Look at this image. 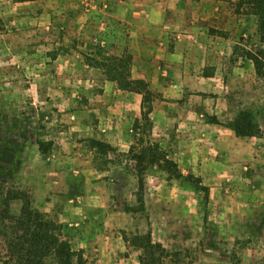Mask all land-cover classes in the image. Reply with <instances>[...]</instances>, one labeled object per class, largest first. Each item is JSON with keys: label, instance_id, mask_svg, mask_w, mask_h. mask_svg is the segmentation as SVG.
<instances>
[{"label": "rangeland", "instance_id": "1", "mask_svg": "<svg viewBox=\"0 0 264 264\" xmlns=\"http://www.w3.org/2000/svg\"><path fill=\"white\" fill-rule=\"evenodd\" d=\"M39 1L24 2L33 8ZM193 1L211 11L199 18L193 11L191 18L228 40L232 52L228 73L214 85L207 80L205 87L221 89L231 113L255 114L262 131L249 139L254 159L241 176L208 188L207 196L204 183L189 181L188 174L169 180L162 166L153 165L145 171L140 201L136 165L121 154L126 152L103 154L89 147L90 138L104 134L94 110L103 103L106 79L89 62L104 53L71 34V14L47 18L54 28L26 32L30 46L22 40L23 31L7 30L0 16V264L5 253L1 202L10 189L27 192L54 229L83 252L86 264H140V256L151 255L157 259L153 264L263 262L264 83L245 52L264 48V12L262 17L246 15L245 8L238 13L237 0ZM217 61L210 67L217 68ZM187 99L188 93L182 102ZM152 127L149 115L148 125L142 122L129 134L131 146L154 142ZM38 140L48 143L47 153L39 150ZM20 207L21 200L10 201L11 213ZM147 234L167 255L144 246Z\"/></svg>", "mask_w": 264, "mask_h": 264}, {"label": "crops", "instance_id": "2", "mask_svg": "<svg viewBox=\"0 0 264 264\" xmlns=\"http://www.w3.org/2000/svg\"><path fill=\"white\" fill-rule=\"evenodd\" d=\"M192 1L40 0L31 8L26 2L0 0V16L7 21V30L20 28L22 40L30 46L26 32L54 28L55 22L47 18L56 21L59 14L68 13L74 37L101 46L107 55L129 54L131 77L148 82L155 94L150 113L152 141L178 163L183 175L200 177L204 185L216 189L241 176L254 159L255 148L249 138H238L231 129L208 122V116L224 122V117L231 120L236 114L229 111L223 91L213 86L217 77L228 73L232 52L228 40L211 35L208 27L191 18L193 11L199 12L198 18L211 11ZM213 60H218L217 68L210 67ZM207 80L214 81L209 89ZM104 82L103 103L94 110L104 134L98 135L97 125H88L98 139L127 152L133 142L129 134L141 117L142 95L122 90L114 81ZM186 93L188 99L182 102Z\"/></svg>", "mask_w": 264, "mask_h": 264}, {"label": "trees", "instance_id": "3", "mask_svg": "<svg viewBox=\"0 0 264 264\" xmlns=\"http://www.w3.org/2000/svg\"><path fill=\"white\" fill-rule=\"evenodd\" d=\"M24 2L33 0H13ZM236 12L243 11L246 15L257 14L262 17L264 12V0H237ZM250 9V10H249ZM261 26V23H260ZM261 30V28H260ZM246 58L253 63L256 75L264 83V48L260 47L255 52H245ZM131 56L103 54L91 58L89 65L103 71L106 79L117 83L118 87L125 91L136 92L142 95L141 119L134 122V130L140 123L148 125L149 115L152 111L153 93L148 83L142 79L131 78ZM208 122L221 124L231 129L238 138L261 137L262 131L255 114L247 110H238L234 117L227 122H221L215 115L208 116ZM42 153L49 151L48 143L37 141ZM89 147L98 153H120L109 143L96 138L89 139ZM135 162L137 169L138 196L140 201L144 191V174L147 168L153 165L162 166L168 179H180L184 177L176 161L168 156L157 142H148L140 147L130 146L126 153ZM189 181L202 183L200 177L188 174ZM206 196L209 193L207 186L202 187ZM21 200V207L17 214L11 213L10 201ZM1 218L3 221V244L5 248L3 264H86L81 250H74L70 241L54 229L53 222L46 213L33 206L31 196L21 190H7L1 202ZM144 246L152 250L160 251L167 255L168 251L162 248L160 243H152L150 235L144 237ZM140 264H153L157 259L151 255L139 258ZM261 264H264V259Z\"/></svg>", "mask_w": 264, "mask_h": 264}]
</instances>
